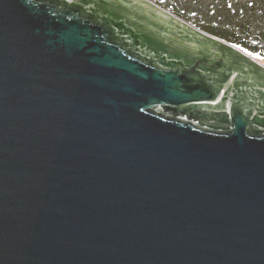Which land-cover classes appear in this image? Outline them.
Masks as SVG:
<instances>
[{"label":"water","instance_id":"obj_1","mask_svg":"<svg viewBox=\"0 0 264 264\" xmlns=\"http://www.w3.org/2000/svg\"><path fill=\"white\" fill-rule=\"evenodd\" d=\"M112 1L0 0V264H264V63Z\"/></svg>","mask_w":264,"mask_h":264},{"label":"trees","instance_id":"obj_2","mask_svg":"<svg viewBox=\"0 0 264 264\" xmlns=\"http://www.w3.org/2000/svg\"><path fill=\"white\" fill-rule=\"evenodd\" d=\"M168 3L187 13L192 24L246 51L264 55V0H169Z\"/></svg>","mask_w":264,"mask_h":264},{"label":"flooded vegetation","instance_id":"obj_3","mask_svg":"<svg viewBox=\"0 0 264 264\" xmlns=\"http://www.w3.org/2000/svg\"><path fill=\"white\" fill-rule=\"evenodd\" d=\"M85 1H89V0H85ZM107 1V2H106ZM128 2H133L134 0H127ZM150 1H152L154 4H156V5H158L159 7H161V8H163V9H165V10H167V11H169V12H171V13H173V14H175V15H177V16H181V15H183V16H185L187 13H185V12H183V10H177V9H175L174 7H170V5H168V1L169 0H150ZM111 2H113L112 0H104V3L105 4H107V3H111ZM153 11H156V9H154V8H151ZM191 24V23H190ZM193 25V24H192ZM195 26V25H194ZM197 28H199V29H202V28H200L199 26H196ZM203 31H206V30H204V29H202ZM206 32H208V31H206ZM209 33V32H208ZM211 34V33H210ZM213 35V34H212ZM262 64V63H261ZM201 65V64H200Z\"/></svg>","mask_w":264,"mask_h":264},{"label":"rangeland","instance_id":"obj_4","mask_svg":"<svg viewBox=\"0 0 264 264\" xmlns=\"http://www.w3.org/2000/svg\"><path fill=\"white\" fill-rule=\"evenodd\" d=\"M168 5H170V7H173L172 5H171V3L169 4L168 3ZM179 17V16H178ZM179 18H181L182 20H184V21H186L187 23L189 22L188 20V18H190L189 16H184V17H179ZM189 23H191L192 24V22H189ZM194 25V24H193ZM196 26V25H195ZM246 51V50H245ZM252 57H254L255 59H257V60H259L260 62H262V63H264V55H259V54H254V53H252L251 51H247Z\"/></svg>","mask_w":264,"mask_h":264}]
</instances>
